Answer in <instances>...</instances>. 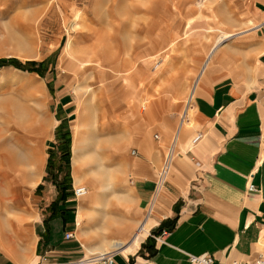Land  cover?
Segmentation results:
<instances>
[{"label":"crops","instance_id":"crops-1","mask_svg":"<svg viewBox=\"0 0 264 264\" xmlns=\"http://www.w3.org/2000/svg\"><path fill=\"white\" fill-rule=\"evenodd\" d=\"M254 1L255 26L220 34L198 60L176 63L144 111L125 105L105 131L93 106L78 113L73 127H91L76 146L86 153L75 172L72 140L71 189L61 197L52 182L57 196L44 208L36 189L47 163L16 170L0 142V169L16 185L0 189V264H90L82 261L109 251L113 264H190L187 254L203 253L228 264L263 251L264 0ZM91 79L94 99L102 85ZM80 185L87 193L75 197Z\"/></svg>","mask_w":264,"mask_h":264},{"label":"rangeland","instance_id":"rangeland-1","mask_svg":"<svg viewBox=\"0 0 264 264\" xmlns=\"http://www.w3.org/2000/svg\"><path fill=\"white\" fill-rule=\"evenodd\" d=\"M254 3L0 0V142L6 146L2 157L16 142V129L22 127L17 108L27 111L33 131L28 139L31 145H39L42 162L47 163L45 181L36 189L44 196L38 206L44 208L57 196L52 182L62 192L71 189L70 164L64 160L71 157L77 130L73 126L87 102L97 112L100 131H105L108 119L117 117L116 111L133 101L144 111L151 99L166 90L163 77L176 63L198 60V54H204L220 34L255 26L249 22ZM71 51L75 56L95 51L98 63L93 58L81 62L72 58ZM91 77L102 85L94 99L86 92L88 87L94 89V80L87 83ZM29 83L35 86L34 96H29ZM2 170L0 189L7 187L12 193L16 185Z\"/></svg>","mask_w":264,"mask_h":264},{"label":"bare ground","instance_id":"bare-ground-1","mask_svg":"<svg viewBox=\"0 0 264 264\" xmlns=\"http://www.w3.org/2000/svg\"><path fill=\"white\" fill-rule=\"evenodd\" d=\"M223 39V38H222ZM69 45V43L66 45V47ZM65 47V48H66ZM211 50V49H210ZM71 56L72 58H76L77 60H80L81 62L84 61V62H89V61H92V58L93 59H97L98 56L97 54L95 53V51H92L91 55L89 54H85L83 52V55H78V56H75L73 55L76 54L75 52L71 51ZM88 52V51H87ZM89 53V52H88ZM208 62V61H207ZM28 91H29V96H34V89H35V86L33 83H29L28 84ZM193 89V88H192ZM92 89L91 88H87L86 89V92L89 93V96L92 94ZM86 107L87 109H89L91 107V104L89 102H87L86 104ZM16 110V109H15ZM17 110H19L17 113L20 114V120H21V128L19 129H16V134L17 135V139H16V142L14 144H10L9 145V149L6 150V155H4V158H6L7 160H9L11 162V164H13V166H19V167H22L24 169V171H28L30 168L34 167V168H37L39 167V165L41 164L42 160H43V156L40 154V151H39V145H34L32 144L31 147H29L28 149H22V146L21 144H19V139H22V140H29L28 137L30 135L32 131V128L30 126V124H27L29 119H30V116L27 115V111L25 110H20L19 108H17ZM25 111V112H24ZM16 113V114H17ZM18 116V115H16ZM91 131V127L90 126H85L83 129H81V131L78 132V129L75 130V135H74V139H73V145L75 146L74 149H75V153H74V171L76 172L77 169H78V166H79V162L82 158V156L86 153V151L82 152L83 149L81 150L79 147H76L77 145H79L78 143H80V139H81V135L85 134V133H89ZM19 132L21 134H19ZM16 134L14 135L16 137ZM13 136V137H14ZM20 146V147H17V146ZM88 150V149H87ZM29 178H28V182L29 184L33 185L37 182L38 180V176L37 175H28ZM86 193H87V190H86ZM85 193V194H86ZM86 260L82 261V262H85Z\"/></svg>","mask_w":264,"mask_h":264},{"label":"built area","instance_id":"built-area-1","mask_svg":"<svg viewBox=\"0 0 264 264\" xmlns=\"http://www.w3.org/2000/svg\"><path fill=\"white\" fill-rule=\"evenodd\" d=\"M200 137H201L200 134L196 135L192 139V142L198 141ZM170 161H171V153H167V155L164 158V162L161 167V170H160L161 179L164 178L167 171L169 170L170 163H171ZM249 189H254V187L250 185ZM86 190L87 189L85 186L80 185L78 187L73 188V194L75 197H81L85 195ZM168 233H169L168 231H163L160 235L154 236V238L156 241L164 242V238ZM69 237H70V234L67 233L66 238H69ZM114 252L115 251H109V252L99 254L97 256L87 259L86 262L90 264H113ZM187 258L190 264H218L215 262L214 258L207 253L198 254V255L197 254H187ZM228 264H264V249L258 254V256L254 260L250 262L233 261Z\"/></svg>","mask_w":264,"mask_h":264},{"label":"trees","instance_id":"trees-1","mask_svg":"<svg viewBox=\"0 0 264 264\" xmlns=\"http://www.w3.org/2000/svg\"><path fill=\"white\" fill-rule=\"evenodd\" d=\"M69 155L66 157V159L64 160V162L67 164V165H69ZM71 181V180H70ZM68 188H70V187H65V190H67ZM64 193H65V191H63L62 193H61V197L62 196H64Z\"/></svg>","mask_w":264,"mask_h":264}]
</instances>
